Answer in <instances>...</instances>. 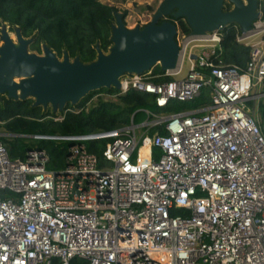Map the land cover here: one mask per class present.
I'll return each instance as SVG.
<instances>
[{
	"label": "built area",
	"instance_id": "built-area-1",
	"mask_svg": "<svg viewBox=\"0 0 264 264\" xmlns=\"http://www.w3.org/2000/svg\"><path fill=\"white\" fill-rule=\"evenodd\" d=\"M258 11L250 32L235 24L237 42L251 48L244 69L220 60L224 27L191 36L174 20L180 61L164 75L172 80L156 83L162 76L153 69L120 78V95H153L160 109L209 87V106L51 138L109 139L105 166L84 144L72 146L67 167L55 172L45 149L13 159L0 143V264H264V129L250 106L264 101ZM67 112L79 111L48 118L62 121ZM157 128L164 135L150 134Z\"/></svg>",
	"mask_w": 264,
	"mask_h": 264
},
{
	"label": "trees",
	"instance_id": "trees-1",
	"mask_svg": "<svg viewBox=\"0 0 264 264\" xmlns=\"http://www.w3.org/2000/svg\"><path fill=\"white\" fill-rule=\"evenodd\" d=\"M259 4L264 19V0H260ZM224 9L229 11L230 5ZM116 13L114 6L100 0H0V26L8 24L13 29L19 28L23 37L33 39L31 51L40 54L43 46H47L58 58L68 54L72 60L79 58L83 64L96 61L98 46L104 53L109 52ZM172 19L174 23L175 19ZM178 21L184 34L192 32L185 19ZM237 35L235 24L224 27L220 60L224 64L244 69L250 60L251 48L238 43ZM10 40L17 49L20 48V39L16 34L10 35ZM153 73L162 76L155 80L156 83L172 80V77L164 76L165 72L159 65L153 68ZM119 93L115 88L94 91L80 101L77 106L79 112H67L62 121L48 118L52 116L51 111L35 106V101L31 98L14 100L5 95L0 99V133L5 131L11 135L50 139H35L36 144H28L26 138L14 137L7 140L0 136V143L8 145L13 159L24 160L31 147L45 149L50 156L48 170L55 172L67 167L72 146L84 144L88 152L99 159L101 166H105L103 153L109 139L76 142L51 138L84 137L111 132L130 126L132 122L135 125L146 122L147 112L157 116L193 112L212 102L209 87L204 88L193 101H173L166 109L158 108L153 95L132 89L124 95ZM96 95L116 97L117 100L100 101L98 105L87 109ZM260 118L264 129V102L260 105ZM156 131L164 135L162 128L153 129L150 134L153 135ZM74 264L88 263L75 261Z\"/></svg>",
	"mask_w": 264,
	"mask_h": 264
},
{
	"label": "water",
	"instance_id": "water-1",
	"mask_svg": "<svg viewBox=\"0 0 264 264\" xmlns=\"http://www.w3.org/2000/svg\"><path fill=\"white\" fill-rule=\"evenodd\" d=\"M233 5L224 11L225 0H163L150 24L143 29L129 30L122 16H116L112 29V47L105 55L97 47L98 57L91 64L79 58L64 61L44 46L43 57L29 53L33 43L23 37L17 49L6 32L0 48V99L7 95L14 100L34 99L35 106L63 110L68 103L78 104L88 94L101 89L120 90V78L126 74H142L160 65L164 72L175 70L180 61V47L176 41L177 26L172 21L185 19L191 36H206L226 25L236 24L248 33L260 16L259 0H227ZM162 22V23H161ZM21 79L20 83L16 82ZM14 137H26L13 135Z\"/></svg>",
	"mask_w": 264,
	"mask_h": 264
},
{
	"label": "rangeland",
	"instance_id": "rangeland-1",
	"mask_svg": "<svg viewBox=\"0 0 264 264\" xmlns=\"http://www.w3.org/2000/svg\"><path fill=\"white\" fill-rule=\"evenodd\" d=\"M100 1L104 4L114 6L117 9V13L115 14V24H116V16L120 15L124 19V24H125L126 28L129 30H133L135 28L143 29L145 26L150 24L154 18V15L158 11L159 6L163 0H100ZM224 4H225L224 8H226V6H228L227 5L228 3H224ZM224 11L226 12L225 9H224ZM17 30H18V28L13 29L8 24H2L0 26V48L3 47V45H4V41L2 40L3 33L6 32L7 34H9V36L10 35L14 36L16 34ZM26 40L31 41L32 39H26ZM193 52L198 53L199 49H196ZM29 53L32 55H37V56L43 57L45 55L44 46L42 49V53H40V54L37 52L31 51L30 47H29ZM109 53H110V50L108 53H105V55H108ZM64 59H65L64 57L59 58V61L63 62ZM73 61L74 60H72L70 58V62L73 63ZM184 67H185V71H187L188 65H185ZM20 81H21V79L16 80V82H18V83H20ZM3 96H5V95H1V98ZM116 100H117L116 97H110L107 95H96L90 101V103L87 105V109L98 105L100 101H116ZM80 101L78 102V104L80 103ZM263 102L264 101H261L260 103L263 104ZM78 104L73 105L71 103H68L63 110L57 109L56 111L53 110V107L51 105H48L47 107H43V108L45 110H50L53 118H60L63 116V114L66 112L67 109L78 110V108H77ZM258 105L259 104L257 102L250 103V106L251 107L254 106L256 111L258 112V117H259V120L262 124V120L260 118V108H258ZM167 115H169V114H161V115H159V117L164 118ZM140 133H141V131L138 132V134H140ZM0 136L4 137L7 140L14 138L13 135L6 133L5 131H1ZM23 138L27 139L28 144H36V142L34 141L35 140L34 138H30L31 140L29 139L28 136L23 137Z\"/></svg>",
	"mask_w": 264,
	"mask_h": 264
},
{
	"label": "flooded vegetation",
	"instance_id": "flooded-vegetation-1",
	"mask_svg": "<svg viewBox=\"0 0 264 264\" xmlns=\"http://www.w3.org/2000/svg\"><path fill=\"white\" fill-rule=\"evenodd\" d=\"M225 3H228V5H230V9H229V11H231V10L233 9V5L230 4L227 0H225ZM226 12H228V11H226ZM165 18H166V17H165ZM169 21H171V20H169Z\"/></svg>",
	"mask_w": 264,
	"mask_h": 264
},
{
	"label": "bare ground",
	"instance_id": "bare-ground-1",
	"mask_svg": "<svg viewBox=\"0 0 264 264\" xmlns=\"http://www.w3.org/2000/svg\"><path fill=\"white\" fill-rule=\"evenodd\" d=\"M147 152V150H145V153Z\"/></svg>",
	"mask_w": 264,
	"mask_h": 264
}]
</instances>
